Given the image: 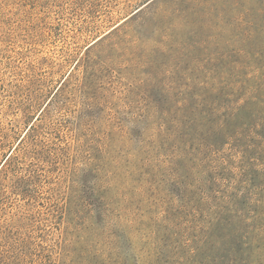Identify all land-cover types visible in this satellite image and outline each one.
<instances>
[{"label": "rangeland", "instance_id": "374dc122", "mask_svg": "<svg viewBox=\"0 0 264 264\" xmlns=\"http://www.w3.org/2000/svg\"><path fill=\"white\" fill-rule=\"evenodd\" d=\"M0 169V264H264V0H0Z\"/></svg>", "mask_w": 264, "mask_h": 264}, {"label": "trees", "instance_id": "16d2710c", "mask_svg": "<svg viewBox=\"0 0 264 264\" xmlns=\"http://www.w3.org/2000/svg\"><path fill=\"white\" fill-rule=\"evenodd\" d=\"M33 130H34V127H33V125H32V126L29 127L27 133H30V132H32ZM27 133H26V134H27ZM9 159H10V156L5 160V162L3 163L2 167L5 166L6 162H7ZM0 172H1V169H0Z\"/></svg>", "mask_w": 264, "mask_h": 264}]
</instances>
